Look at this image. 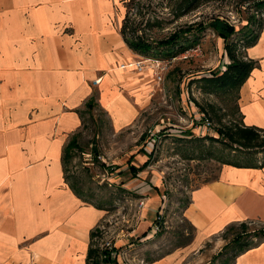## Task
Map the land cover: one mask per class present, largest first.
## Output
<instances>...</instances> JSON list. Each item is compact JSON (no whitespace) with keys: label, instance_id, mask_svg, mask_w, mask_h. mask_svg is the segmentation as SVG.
I'll return each instance as SVG.
<instances>
[{"label":"crops","instance_id":"crops-1","mask_svg":"<svg viewBox=\"0 0 264 264\" xmlns=\"http://www.w3.org/2000/svg\"><path fill=\"white\" fill-rule=\"evenodd\" d=\"M124 2L0 0V264H88V250L105 235L107 211L72 192L62 151L88 101L121 130L150 99L152 73L119 68L139 56L120 34ZM244 53L255 65L238 88L241 124L264 130V19ZM261 161L223 166L191 190L182 210L194 229L186 250L228 226L264 224ZM111 244L129 256L122 239ZM181 254H168L163 264H176ZM231 264H264V240Z\"/></svg>","mask_w":264,"mask_h":264},{"label":"rangeland","instance_id":"rangeland-1","mask_svg":"<svg viewBox=\"0 0 264 264\" xmlns=\"http://www.w3.org/2000/svg\"><path fill=\"white\" fill-rule=\"evenodd\" d=\"M190 1L122 3L120 31L123 28L125 39L151 46L147 54H135L166 59L178 55L180 46L193 39L197 44L191 47L199 46L200 53L171 64L162 82L150 78V99L132 125L114 130L101 109L83 110L82 126L76 132L79 148L73 150L66 170L83 199L108 213L103 239L93 242L98 252L90 258L92 264L115 263L101 246L105 241L123 240L121 246L130 250L121 260L125 264H163L174 251L182 253L176 264H231L246 244L264 240V224L250 222L243 229L236 225L228 230V226L200 247L186 250L194 229L182 210L191 190L216 179L227 162L264 161L261 149L247 150L228 137V130L242 125L238 89L215 90L209 82L231 63L226 45L237 61L248 63L244 51L259 32L264 0H200L197 8L188 11ZM216 28L225 29L227 43L217 36ZM182 30L188 31L175 45L158 44ZM130 165L141 171L133 176Z\"/></svg>","mask_w":264,"mask_h":264},{"label":"trees","instance_id":"trees-1","mask_svg":"<svg viewBox=\"0 0 264 264\" xmlns=\"http://www.w3.org/2000/svg\"><path fill=\"white\" fill-rule=\"evenodd\" d=\"M199 3H200V0H191L187 5V10L189 11V10L197 8ZM261 7L264 8V1H261ZM261 27H262V23L260 25V29H261ZM260 29H259V31H260ZM215 30H216L217 36L222 38L224 43H227V37H226L227 34L225 33V29L216 28ZM229 30H230V33H233L232 29H229ZM187 31L188 30H182L178 33H174L170 37H168L167 39L159 42L158 44L166 45V46H173L177 43L178 39L182 36V34H184ZM258 33L256 35H254L252 38H250L251 40L248 42V46L253 44L256 41V39L258 37ZM120 34L122 35L124 42L127 44V46L133 52H135L137 54L145 55L151 49V46L149 44H147L146 42H143L141 40L133 39V38L132 39H125L123 28L121 29ZM196 44H197V41L195 39H193L190 42H188L186 46H183V47L180 46L179 51H183L184 49L191 47V46H194ZM226 51H227V54L231 60L230 65L227 66V71L223 72V73L215 72L213 74V77L211 79H209V82L214 86L215 90L221 89V88H230V87L238 89L240 87V85L246 80L250 71L252 70V68L255 65V63L251 60H248L247 61L248 63H242L240 61H237L235 56L232 54L231 49L227 45H226ZM87 108L89 110H91L93 108V102L92 101L87 102ZM228 132H229L228 137L230 139H232L235 143H238L242 148H245L247 150H251V148L261 149L264 152V130L254 128V127H245L243 125H240L239 127H236L234 129V131L228 130ZM259 134H262V135H259ZM78 136H79V133H75L71 137L69 142L66 144V146L63 148V151H62V167H63L64 180L68 184L69 188L72 190V192L77 197H79L80 199L85 201L82 197V191L80 190V188L76 185L70 184L68 176H67V170H66L67 162L70 161V159L73 155V150L79 148ZM94 155L95 156L97 155V151L94 152ZM147 162L148 161H146V163ZM226 164L231 165V166H235V167H257L258 166L257 163H252V162L250 163V161H247V160L243 161L242 163H228L227 162ZM262 165H264V163H262ZM129 171L132 173L133 176H136V174L139 171H141V169L135 168L134 166L130 165ZM90 204L94 205L97 208L104 209L101 205L93 204V203H90ZM238 225L242 229L246 228V226H247V224L244 222H242ZM235 227H236V225H231L228 227V230H233ZM261 232H262L261 234H263L264 228L261 230ZM95 236H96V232H94L92 234V238H94ZM250 245L251 244H246L241 250H244L245 248L249 247ZM96 252H98V251H96L95 249L90 247V249L88 250V255H87L88 264H92V263H90V258H92V256L96 255ZM93 264H99V263L97 261H94Z\"/></svg>","mask_w":264,"mask_h":264},{"label":"built area","instance_id":"built-area-1","mask_svg":"<svg viewBox=\"0 0 264 264\" xmlns=\"http://www.w3.org/2000/svg\"><path fill=\"white\" fill-rule=\"evenodd\" d=\"M199 53V46H195L184 49L178 55H172L166 59L138 56L133 61L121 64L120 67L121 69H130V71L135 73H144L148 71L152 73L153 78H155L157 82L160 83L164 80V77L168 73L171 64L178 60L198 55ZM99 81L100 79H97L94 80L93 83L97 84ZM142 204L143 202L140 203V206ZM101 246L109 251L111 259H114L113 262L116 261L117 264H125L124 262H121V260L127 259V252L125 250L115 249L114 245H112L109 241H105L103 244H101Z\"/></svg>","mask_w":264,"mask_h":264},{"label":"bare ground","instance_id":"bare-ground-1","mask_svg":"<svg viewBox=\"0 0 264 264\" xmlns=\"http://www.w3.org/2000/svg\"><path fill=\"white\" fill-rule=\"evenodd\" d=\"M119 68H121V67H119Z\"/></svg>","mask_w":264,"mask_h":264}]
</instances>
